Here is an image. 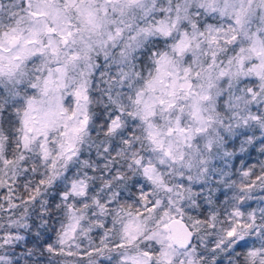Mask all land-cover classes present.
<instances>
[{"label": "snow or ice", "instance_id": "1", "mask_svg": "<svg viewBox=\"0 0 264 264\" xmlns=\"http://www.w3.org/2000/svg\"><path fill=\"white\" fill-rule=\"evenodd\" d=\"M261 158L264 0H0V264H264Z\"/></svg>", "mask_w": 264, "mask_h": 264}, {"label": "trees", "instance_id": "2", "mask_svg": "<svg viewBox=\"0 0 264 264\" xmlns=\"http://www.w3.org/2000/svg\"><path fill=\"white\" fill-rule=\"evenodd\" d=\"M256 153H253L252 154V158L251 159H249L248 160V163H255L256 162ZM261 159H263V158H261ZM225 264H226V262H225Z\"/></svg>", "mask_w": 264, "mask_h": 264}, {"label": "rangeland", "instance_id": "3", "mask_svg": "<svg viewBox=\"0 0 264 264\" xmlns=\"http://www.w3.org/2000/svg\"><path fill=\"white\" fill-rule=\"evenodd\" d=\"M264 159V158H263Z\"/></svg>", "mask_w": 264, "mask_h": 264}]
</instances>
